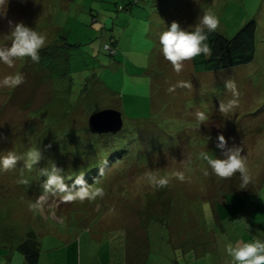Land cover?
<instances>
[{
	"label": "rangeland",
	"instance_id": "obj_1",
	"mask_svg": "<svg viewBox=\"0 0 264 264\" xmlns=\"http://www.w3.org/2000/svg\"><path fill=\"white\" fill-rule=\"evenodd\" d=\"M133 1L137 4L129 10L133 9L134 14L129 15V10L117 11L118 6H129ZM156 2L158 4V0H7L0 13V47L11 43L10 24L16 23L44 34L46 49L51 51L75 39L98 46L103 37L114 38L118 46L114 62L122 67L125 86L118 85L121 80L120 77L115 79L116 69L114 66L112 73L109 56L104 63L76 57L67 63L68 69L65 67L75 82L86 74L97 75L94 82L87 84L90 105L83 106L79 102L71 112L65 109L54 112V107L61 108L56 99L62 96L63 101H67L68 98V92L60 91L56 82L48 79L52 75L49 70L53 72L52 78L64 71L62 65L57 64L62 60L59 53L57 58H54L56 52L48 56L39 54L44 64L28 57L15 59L11 68L0 63V80L16 72L25 78L16 88L0 86V155L8 151L20 155L31 147H39L47 151L51 148L48 156L53 158L56 134L52 131L59 132L58 125L41 129L46 123L54 122L50 118L57 123L65 122L61 123L63 132L76 130L82 145L85 140H97L87 133L88 118L102 110L101 107L110 105L106 99L113 97L99 91L92 93L96 83H105L112 94H117L118 101L121 98L122 107L113 106V109L123 113L122 130L100 138L105 151L114 148L117 152L110 151L112 155L122 158L103 165V175L91 186L100 188L102 194L93 199L66 202L62 192L44 194L29 183L20 184L21 175L33 172L23 169L22 162L15 168L0 171V256L4 255L5 248L12 247L32 231L39 236L58 231L77 233L81 243L87 236H101L103 232L100 243L93 239L90 244L105 264L117 262L116 257L111 260V250L122 248L124 253L127 248L133 249L134 255L139 253L132 246L135 242L145 244L142 239L145 234L146 252H150L148 259L154 261L153 258L159 259L168 253L165 245L168 233L159 222L163 221L175 245L186 243L183 244L186 255L184 258L179 255L181 264H217V258L219 264H229L227 243L237 239L247 242L264 232V0H160L163 6L158 18L162 21H155L159 26L155 31L149 16ZM202 11L218 18L216 31L227 38L245 22L256 21L257 48L252 64L239 67L235 72L196 75L189 60L183 62L179 73L174 71L160 51L159 34L172 22L183 29L194 27ZM93 18L97 23L92 22ZM100 25L102 29L98 31ZM103 45L95 48L102 50ZM50 60L49 68L46 64ZM140 64H151L152 96L149 76L142 88L140 74L133 73V66ZM133 79L137 80L139 92L134 89ZM227 80L237 85L239 106L224 114L218 109L219 103L231 98V92L225 89ZM178 81L191 87H175ZM170 88L174 91H169ZM196 111L208 115L200 126ZM44 131L46 138L41 136ZM47 131H50L48 135ZM220 135L224 136L227 148L240 147L245 159L249 158L246 167L251 182L245 189H239L238 173L230 178H219L199 159L202 151L222 155V150L217 148ZM88 136L91 138L86 139ZM107 139L111 143H107ZM86 148L60 153L57 157L63 161L55 166L63 172L81 173L90 165L81 167L75 159L97 153ZM99 166L95 163L91 169ZM32 174L36 184L41 177ZM160 179H166L167 183L160 185ZM221 201L223 205L218 204ZM216 213L220 219L214 216ZM241 220L249 225L247 230ZM156 233L158 237L154 236ZM212 239L218 252L207 250ZM3 263L0 258V264Z\"/></svg>",
	"mask_w": 264,
	"mask_h": 264
},
{
	"label": "trees",
	"instance_id": "obj_2",
	"mask_svg": "<svg viewBox=\"0 0 264 264\" xmlns=\"http://www.w3.org/2000/svg\"><path fill=\"white\" fill-rule=\"evenodd\" d=\"M133 4H137V2L133 1V3H131L130 5L128 4L129 6L126 5L125 7L118 6L117 11L120 12V11L129 10V7L133 6ZM154 7H155V10H152L151 13H157L160 11V9L162 8V4L160 0H158V4L157 2L155 3ZM132 12H133V9H130L128 14L131 15ZM92 22L97 23L96 18H93ZM100 29H102L101 25L98 31H100ZM256 33H257V23L254 19H251L245 22L240 27V29L230 38L225 37L222 33L218 31L211 33L209 35V40H208V43L210 46V53L207 56L201 55V56L195 57L192 60H190L193 73L196 75L223 74V73H228L229 71H234V72L238 71L239 69L237 68L252 64L255 59L256 48H257ZM104 38L105 37H103V40L101 39L98 46L90 45V44H83L80 42L79 39H75L74 42L71 44L65 43V44L59 45L60 49L58 50L51 51L50 49H46L48 45L44 46L42 49L39 50V54L43 56H48L49 53L56 52L54 58H57L58 57L57 53H59L61 55L62 62L59 61L57 62V64H61L62 70L65 71V72L62 71V73L52 78L53 72L49 70V74L51 72L52 75L51 76L49 75L48 79L49 80L51 79L54 82H56L57 86H59L58 89L60 91L65 92V94L68 92L67 101H63V98H61L62 96L56 99V100H59V104L61 108L54 107L53 108L54 112H56L57 109L58 110L65 109L71 112L74 110L73 108L78 107V105L80 104L79 102H81L83 106L90 105V103H88L89 100L87 98V95L89 93L87 90V84L90 81L94 82L97 75L89 76L86 74L84 78H81L77 74L80 80L79 82H75L74 78L69 75V71L67 70L68 71L67 72L65 67H67V63L69 61H71L72 59H75L76 57L80 59L87 58L90 61L91 59H93L95 62L97 61L99 63H104L106 62V59L109 56V59L107 60L114 61L115 60L114 56L116 55V52H117V49L115 47H118L115 44L116 40H114V38H107L108 40ZM104 41H106V43H104ZM53 43H56V41H53ZM102 43L104 44L103 45L104 49L101 50V49L95 48V47H99V45H101ZM40 61L42 62L43 60H40ZM50 64H51V60L47 62L46 66L50 68L51 67ZM151 78L153 82V70L151 72ZM153 89L154 88H152L150 91L151 96H152L151 92L153 91ZM70 94H73V95H70ZM86 98H87V101H86ZM36 115L37 114H35V116ZM50 119L53 120L54 122L46 123V121L44 120L46 124H45V127L43 126L41 129L50 127V125L51 126L58 125L59 132L52 131V132H55L56 134L55 146H54L53 151L51 152L53 154V158H50L48 156V152H50L51 148L48 151L45 150L46 148H42V149L40 148L42 151V159L36 166H34V169H32L33 171L32 173H35V176H40L41 179L39 180V182H36L35 184L33 183L34 181V178L32 176L33 174L30 173V175H27L26 173L24 175H21V177L19 178V182L21 180L26 179L32 188H36L39 191L42 190L44 194L48 192L49 193L55 192V191L60 192L59 190H56V189L45 192L43 185L47 177L43 175V170L45 169L50 170V165L55 164L58 161L62 162L63 159L60 157H57V155L59 156L60 153L62 152L72 153V152L79 151L81 149L85 150L84 148L87 147L88 149L91 148L90 150H92V153L94 152H97V153L91 157H86L83 159L81 158L75 159V161L77 160V162H79L81 167H86L88 166V164L90 166L84 171H81V173H72V172L68 173V172L62 171V175L65 177L64 182L66 185L69 186V188L73 187V182H74L75 176L77 175H83V178L86 184L92 186V185H95L99 181V178H100L99 175L100 174L103 175L104 173L102 170L103 165L104 166L107 164L110 165L112 164L114 160L119 161V159L122 158V157H115L112 155V153L117 152L116 149L111 148L107 152L104 150L103 146L100 143L101 141L100 138L105 137V136H110L111 134L97 135V134L91 133L87 129V133L92 135V137H95V139L97 140H93L90 142L85 140V144L82 145L80 143L81 140H79V138L76 136V130L70 129L67 132H63L61 123L64 124L65 122L57 123V121L55 122L54 118L53 119L50 118ZM127 121H130V120H127ZM122 126H123V119H122ZM49 132L50 131H47L46 135H48ZM44 133L45 131L42 132V135H41L42 137H44L43 136ZM64 134H66V138H63ZM114 134H118V132ZM90 138L91 136L90 137L88 136L86 139H90ZM45 142L48 144L51 143L50 140L49 141L46 140ZM106 142L111 143L109 139H107ZM62 146H65V147H62ZM110 146H112V144ZM99 148H100V151L105 154H100L99 153L100 151L98 150ZM47 162L49 165L47 164ZM95 163L100 164L99 168L91 169ZM20 184H23V183L20 182ZM78 187L79 186H76V188L73 190H77ZM214 216L216 217L215 214ZM159 222H160V225L164 227L166 234L168 233L167 238L165 240V245H167L168 253H165L159 259L155 257L153 258L154 261H149L148 257H149L150 252H146L147 251L146 249L147 239H146V234H145L144 238H142L145 244L141 242L138 245H136V242H135V244H133L134 246H132L135 249V252H136V249H138L137 252L140 251L139 253H135L136 255H134L133 249H127V248H126V252L124 251L123 253L122 248H118L117 250H111V254H110V256H112L111 260H113L116 257L115 258V261H117L116 264H181L179 255L181 253L182 258H184V255H186L187 251L184 246L186 243L183 242L184 245L183 244L181 245L179 242L178 244H176L178 246H176L171 240L170 232L167 229L166 223L164 224L163 221H159ZM28 235H26L25 238H21L12 247L5 248V251L3 252L4 255L0 256V258H3L5 257V255H7L8 257L13 256L18 261V264H38L40 242L37 239L36 234H34L33 231L31 232V235L29 236ZM158 235L159 234L156 233L154 236L158 237ZM179 245H181V247ZM145 255H147L146 258H144Z\"/></svg>",
	"mask_w": 264,
	"mask_h": 264
},
{
	"label": "clouds",
	"instance_id": "obj_3",
	"mask_svg": "<svg viewBox=\"0 0 264 264\" xmlns=\"http://www.w3.org/2000/svg\"><path fill=\"white\" fill-rule=\"evenodd\" d=\"M6 4L7 0H0V13H3ZM218 25V18L208 11H202L195 26L189 29H183L177 22H172L158 37L164 59L169 61L174 71L179 73L184 61L201 55L207 56L210 53L209 35L217 30ZM8 36L11 43L0 47V63L11 68L15 59L24 57L30 58L33 62H39V50L45 46L46 42L44 34L23 23H16L10 24ZM24 79L23 74L16 72L4 76L0 80V86L16 88L24 83ZM175 87H191V85L178 81ZM225 89L231 92V98L219 103L218 110L227 114L239 106V91L233 80L225 81ZM169 91H174V88H170ZM195 118L200 126L208 119V115L204 111H196ZM217 148L222 150L221 156L202 151L199 153V159L203 160L211 173L219 178H230L238 173L241 181L239 189H245L251 182V177L246 167V159L241 154L242 149L240 147L227 148L223 135L218 137ZM41 159L42 151L39 147H31L20 155L14 151H8L6 155H0V171L15 168L18 162H22L23 167L31 171ZM43 175L47 177L43 185L45 192L59 190L64 194L63 198L66 202L93 199L102 194L100 188L94 189L88 186L83 175L75 176L73 187L69 188L64 182L65 177L62 175V170L55 164L50 165V170H43ZM20 182L28 183L27 180ZM158 183L164 185L167 181L160 179ZM76 186H79L78 189L73 190ZM240 223L244 225L245 230L249 228L244 220ZM225 251L230 258L229 264H264V232H259L247 242L237 239L234 243H227Z\"/></svg>",
	"mask_w": 264,
	"mask_h": 264
},
{
	"label": "crops",
	"instance_id": "obj_4",
	"mask_svg": "<svg viewBox=\"0 0 264 264\" xmlns=\"http://www.w3.org/2000/svg\"><path fill=\"white\" fill-rule=\"evenodd\" d=\"M162 6H163V3H162ZM158 13L159 12L151 13L149 16V21L152 24V27L156 28L155 31L159 28V26H157L158 24L155 21L157 22L162 21L161 17L158 18L159 17ZM114 61H108V63L112 65V73L114 72L113 67L115 66V69H116L115 79L120 77L121 81L118 85L125 86V81L123 80L124 72L122 71V67L121 65H119L117 62H114ZM149 63H151V58L149 60ZM125 66L126 65L124 64V67ZM143 66L144 65H141V64L137 66H133V73L140 74V77L142 79V82L140 84L142 88L147 82V77L149 76L150 79L148 81L150 83V91H151V87H152V78H151L152 70L150 69L151 64H149V66L148 65L144 67ZM124 70L126 71V69ZM136 82L137 80L133 79L134 89L139 92ZM95 87L97 89L94 88L92 93H98L97 91H99L100 93L101 92L104 93L107 97H109L110 95L113 97V98L106 99V100L109 99L110 105H106L105 107H101V108L113 109L114 108L113 106L122 107L121 98H119V101H118V96H116L117 94H112L110 89L107 87L105 83H101V84L96 83ZM103 89H106L107 91L106 92L101 91ZM116 110L119 111L121 114V117H123V113L118 109ZM248 159L249 158H246V160ZM255 188L257 189L258 187H255ZM218 204L223 205L224 201L223 202L221 201ZM218 214L219 213H216L215 215L218 219H220ZM76 234L77 233H75L74 235L73 233H68V232L64 233V232L58 231V232L47 233L42 236L36 235L37 239L40 242L38 264H105V262H103V260H101L98 257L97 252L92 251V247H91L92 244H90L92 243L91 240L93 239L96 243H100L101 238H104L103 232L101 233V236L93 235L90 233L91 237L87 236V238H85L83 243H81V238L76 237L77 236ZM42 246H44L45 249L42 250ZM206 247H207V250L210 251V253L218 252L216 243H213V239H212V244L210 246L207 245ZM14 260H15V264H18V261L13 256L8 257L7 255H5V257H3V262H4L3 264H12ZM216 261H217V264H219L218 258Z\"/></svg>",
	"mask_w": 264,
	"mask_h": 264
},
{
	"label": "water",
	"instance_id": "obj_5",
	"mask_svg": "<svg viewBox=\"0 0 264 264\" xmlns=\"http://www.w3.org/2000/svg\"><path fill=\"white\" fill-rule=\"evenodd\" d=\"M87 125L89 131L93 134H114L122 128L121 114L114 109H102L89 116Z\"/></svg>",
	"mask_w": 264,
	"mask_h": 264
},
{
	"label": "bare ground",
	"instance_id": "obj_6",
	"mask_svg": "<svg viewBox=\"0 0 264 264\" xmlns=\"http://www.w3.org/2000/svg\"><path fill=\"white\" fill-rule=\"evenodd\" d=\"M261 148V147H260ZM264 149V148H263Z\"/></svg>",
	"mask_w": 264,
	"mask_h": 264
}]
</instances>
